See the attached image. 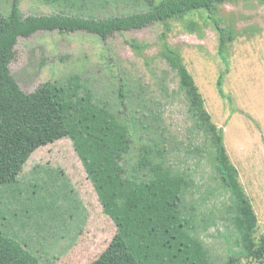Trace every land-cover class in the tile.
Masks as SVG:
<instances>
[{
    "label": "rangeland",
    "instance_id": "1",
    "mask_svg": "<svg viewBox=\"0 0 264 264\" xmlns=\"http://www.w3.org/2000/svg\"><path fill=\"white\" fill-rule=\"evenodd\" d=\"M101 0L88 6L99 18L139 9L135 0ZM163 0H154L155 4ZM13 0H0L8 15ZM23 17L52 15L57 6L44 0H18ZM215 18L232 31L227 45L229 73L221 99L216 82L224 66L217 55L218 34L206 13L191 12L194 33L182 23L155 24L101 40L83 32L39 31L18 38L9 69L24 93L43 84L78 82L102 102L113 103L120 79L165 129L167 164L189 180L183 214L191 218V235L208 251L212 264H264L240 254L233 227L232 201L212 168L210 137L193 128L186 100L174 72L159 58L160 36L179 50L211 122L222 131L223 144L238 181L257 218L255 240L264 238V2L244 0L217 6ZM146 46L139 54L129 43ZM77 78V79H75ZM146 114V112H144ZM61 139L32 153L14 186L0 189V226L41 264H92L110 244L116 227L97 195L72 146Z\"/></svg>",
    "mask_w": 264,
    "mask_h": 264
},
{
    "label": "trees",
    "instance_id": "2",
    "mask_svg": "<svg viewBox=\"0 0 264 264\" xmlns=\"http://www.w3.org/2000/svg\"><path fill=\"white\" fill-rule=\"evenodd\" d=\"M95 1L44 0L57 6V12L23 17L18 0H13L8 15L0 11V189L17 183L34 151L67 138L103 213L116 227L110 244L92 264H212L208 251L191 235L193 220L183 214L189 180L167 164L165 129L146 109L144 96L138 99L123 79L115 87V107L98 100L78 82L66 86L46 83L27 94L11 75L9 65L15 58L18 38L39 31L83 32L106 40L117 33L155 24L167 31L169 23L179 22L188 33H194L196 23L184 22L185 17L191 12H204L218 34L217 55L224 66L216 90L229 102L223 82L229 73L226 50L233 36L231 30L221 27L215 13L217 6L244 0H163L158 4L154 0H135L139 2L138 10L103 18L88 8ZM101 2L106 1L101 0L99 6ZM129 45L136 54L146 47L137 41ZM158 55L177 78L193 128L210 137L212 168L232 201V223L239 236L240 254L263 260L264 238L255 240L257 218L229 161L222 131L211 122L179 50L167 43L165 33L160 36ZM0 264L41 263L0 226ZM225 264H236V259L230 258Z\"/></svg>",
    "mask_w": 264,
    "mask_h": 264
}]
</instances>
